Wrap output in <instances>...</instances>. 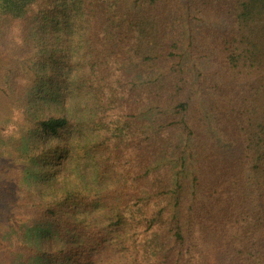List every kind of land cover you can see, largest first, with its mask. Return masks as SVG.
Wrapping results in <instances>:
<instances>
[{
	"label": "trees",
	"instance_id": "trees-1",
	"mask_svg": "<svg viewBox=\"0 0 264 264\" xmlns=\"http://www.w3.org/2000/svg\"><path fill=\"white\" fill-rule=\"evenodd\" d=\"M0 177L9 264H264V0H0Z\"/></svg>",
	"mask_w": 264,
	"mask_h": 264
},
{
	"label": "rangeland",
	"instance_id": "rangeland-1",
	"mask_svg": "<svg viewBox=\"0 0 264 264\" xmlns=\"http://www.w3.org/2000/svg\"><path fill=\"white\" fill-rule=\"evenodd\" d=\"M2 178L0 177V181H2L1 180ZM8 263V260L5 258V257H1L0 258V264H7ZM9 264V263H8Z\"/></svg>",
	"mask_w": 264,
	"mask_h": 264
}]
</instances>
